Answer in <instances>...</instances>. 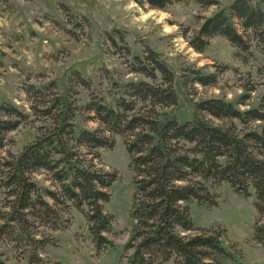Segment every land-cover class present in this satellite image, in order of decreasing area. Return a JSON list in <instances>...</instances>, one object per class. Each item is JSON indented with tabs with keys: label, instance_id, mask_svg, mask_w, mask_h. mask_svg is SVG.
Wrapping results in <instances>:
<instances>
[{
	"label": "trees",
	"instance_id": "1",
	"mask_svg": "<svg viewBox=\"0 0 264 264\" xmlns=\"http://www.w3.org/2000/svg\"><path fill=\"white\" fill-rule=\"evenodd\" d=\"M181 1L136 3L165 11ZM193 1L217 9L196 29L182 32L188 45L203 53L211 39L222 37L245 63L257 52L256 70L264 78V0H232L225 8L218 0ZM116 33L106 37L123 43L125 71L104 67L95 82L73 69L62 86L57 81L29 83L24 88L29 111L0 103V149L6 148L9 132L36 122L32 140L0 155V236L29 262H38L53 242L47 232L67 229L76 210L85 219L95 254L111 247L107 233L114 215L104 205L117 177L99 165V150L112 148L120 136L133 184L127 264L235 261L238 251L235 244H225V228L196 226L190 214L192 203L217 206L222 183L241 196H254L252 239L264 249V92L254 99L252 86L233 100L200 99L193 116L179 122L172 68L150 46L143 54L132 53L125 36ZM127 73L133 77L125 78ZM216 82L217 74L203 67L186 69L181 78L189 95L194 84ZM89 122L96 125L79 126Z\"/></svg>",
	"mask_w": 264,
	"mask_h": 264
},
{
	"label": "rangeland",
	"instance_id": "2",
	"mask_svg": "<svg viewBox=\"0 0 264 264\" xmlns=\"http://www.w3.org/2000/svg\"><path fill=\"white\" fill-rule=\"evenodd\" d=\"M218 1L225 8L232 0ZM216 9L201 8L193 0L174 3L165 11L140 6L136 0H0V103H13L29 111L24 91L29 83L57 81L62 86L73 69L95 82L101 78L100 70L104 67L125 71L123 43L115 38V44L106 37H116V32L125 36L132 53L143 54L150 46L172 68L177 93L174 113L179 122L190 119L195 102L203 98L218 96L233 100L245 87L255 86L251 96L256 99L264 92V78L256 70L260 61L257 52L247 63L242 62L234 56V48L227 40L215 37L199 53L181 35L186 28L196 29ZM225 65L227 68L220 71ZM201 67L216 73L217 82L206 86L194 84L189 95L181 85L182 73ZM124 77L133 76L127 73ZM35 125L36 122L29 121L9 132L8 144L0 149V155L6 149L19 150L32 140ZM95 125L79 123L80 127ZM99 151V165L114 171L117 177L108 189L110 200L104 205L114 215L113 230L107 233L113 245L95 254L85 219L74 210L67 229L47 232V238L53 242L41 251L38 262H29L17 247L0 236V260L4 264H127L124 246L133 223L128 156L120 136L112 148ZM217 192V206L204 208L191 204L193 222L196 226L225 228V244H235L238 251L237 259L226 264H264V249L252 239L256 219L254 196H241L227 183L220 184Z\"/></svg>",
	"mask_w": 264,
	"mask_h": 264
}]
</instances>
